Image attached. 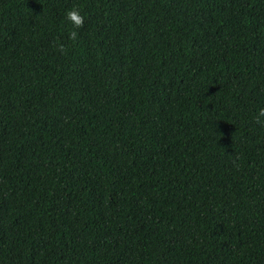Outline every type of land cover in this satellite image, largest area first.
<instances>
[{
  "label": "trees",
  "instance_id": "trees-1",
  "mask_svg": "<svg viewBox=\"0 0 264 264\" xmlns=\"http://www.w3.org/2000/svg\"><path fill=\"white\" fill-rule=\"evenodd\" d=\"M262 107L264 0H0V264H264Z\"/></svg>",
  "mask_w": 264,
  "mask_h": 264
},
{
  "label": "clouds",
  "instance_id": "clouds-1",
  "mask_svg": "<svg viewBox=\"0 0 264 264\" xmlns=\"http://www.w3.org/2000/svg\"><path fill=\"white\" fill-rule=\"evenodd\" d=\"M65 19L74 26V29H79L83 27L85 17L81 14V9L74 6L66 11ZM77 37L78 32L76 30L71 31L70 39L76 40ZM254 123L264 127V107L255 114Z\"/></svg>",
  "mask_w": 264,
  "mask_h": 264
}]
</instances>
